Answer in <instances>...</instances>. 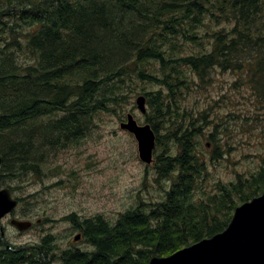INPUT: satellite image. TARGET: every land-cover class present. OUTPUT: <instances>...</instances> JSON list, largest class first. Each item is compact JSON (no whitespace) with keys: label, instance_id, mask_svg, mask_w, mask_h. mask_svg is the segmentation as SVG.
I'll use <instances>...</instances> for the list:
<instances>
[{"label":"trees","instance_id":"obj_1","mask_svg":"<svg viewBox=\"0 0 264 264\" xmlns=\"http://www.w3.org/2000/svg\"><path fill=\"white\" fill-rule=\"evenodd\" d=\"M128 14L138 21L130 32ZM100 23L125 31L130 42L122 49L103 41L107 56L100 57L88 36ZM228 72V87L248 97L238 114L224 104L226 92L214 106H186L215 73ZM140 84L158 86L143 93L160 197L139 200L112 223L100 214L68 215L89 250L59 249L47 235V250H0V264H44L54 256L57 264H148L222 231L238 204L263 191L264 159L253 171L232 169V179L212 170L221 159L229 163L231 146L218 138L227 129L219 130L222 118L264 122V0H0V93L7 91L0 144L17 132L26 138L28 120L36 123L33 133L64 129L60 139L70 144L86 133L83 122L102 114L120 119ZM17 152L0 147L1 177L41 173L45 151Z\"/></svg>","mask_w":264,"mask_h":264},{"label":"rangeland","instance_id":"obj_2","mask_svg":"<svg viewBox=\"0 0 264 264\" xmlns=\"http://www.w3.org/2000/svg\"><path fill=\"white\" fill-rule=\"evenodd\" d=\"M112 19L114 17H109L106 25L107 23L111 25ZM137 23L138 21L128 14L124 29L130 32ZM101 24L88 35L91 44L97 47V54L100 57L107 56V52H102L103 41L106 43L111 40L115 45L121 44L122 49L130 42V37L124 33L125 31L115 33L110 31V26L106 29L104 23V29H100ZM98 33H102V37L98 38L103 39L102 41L95 39ZM52 48L55 49L54 43ZM233 76L229 72L215 73L214 79L204 89L187 96L186 106L200 108L208 103L214 106L213 99H216L217 94L226 92L224 104L227 103L228 108L238 114V110L248 103V97L240 96L228 87ZM133 89L132 86L130 93L132 98L128 103H123L120 119L113 114H102L98 118L90 119L89 122H83L84 126L89 124L86 133L75 135L74 138L77 140L70 144L60 139L59 133L62 134L64 129L54 133L31 132L36 124L31 120L21 128L28 129L29 135H26V138L19 132L5 137L0 147L6 154L11 150H14V153L22 150L25 154L35 152L40 154L43 151L46 153L45 156L41 155L43 161L40 164V174L24 171L20 174L2 175L0 188H10L12 196L19 198L20 203L12 211L14 218L26 219L31 223L26 232L20 233L9 222L4 224L6 244L9 241L16 247L26 246V250H47L42 244V239L49 235L55 239L59 249L89 250L91 246L83 238L82 232L77 242L73 240L77 230L81 231V228L66 219L68 215L75 214L82 219L100 214L112 223L119 213L137 206L139 200L152 202L160 197L161 192L153 180L154 155L150 164L143 163L139 159L137 141L133 134L120 127L122 122L127 121L128 114L132 115L138 125L149 124L144 120L149 106L146 103L145 112H141L136 106L135 98L145 95L143 93L145 91H155L158 86L135 85V93ZM6 101L5 90L0 93V106L5 105ZM21 102L22 100L19 104ZM218 107L215 108V112ZM215 112L211 113L212 116ZM222 113L228 114L225 109ZM224 126L227 127L226 131L219 133L218 138L219 142H226L231 146L229 163L221 159L220 164L212 170L214 177L232 179L233 174L230 173L232 169L239 172L255 170L260 160L264 159V122L251 124L250 119L245 121L230 115L226 121L222 118L219 130L221 131ZM202 142H206L204 137ZM208 148H211V145H208ZM233 161L234 163H231ZM24 197L26 201L23 200ZM0 250L13 249H6L5 245L1 244ZM48 261L49 263L44 264L58 263L55 256L50 257Z\"/></svg>","mask_w":264,"mask_h":264},{"label":"water","instance_id":"obj_3","mask_svg":"<svg viewBox=\"0 0 264 264\" xmlns=\"http://www.w3.org/2000/svg\"><path fill=\"white\" fill-rule=\"evenodd\" d=\"M137 108L145 112V97L135 98ZM120 127L132 133L137 141L139 159L153 160L154 133L149 124L138 125L131 114ZM8 189L0 190V219L15 206ZM18 230H26L30 221L12 219ZM79 235L74 236L77 240ZM148 264H264V190L234 208L227 226L220 232L185 246L167 256H153Z\"/></svg>","mask_w":264,"mask_h":264},{"label":"flooded vegetation","instance_id":"obj_4","mask_svg":"<svg viewBox=\"0 0 264 264\" xmlns=\"http://www.w3.org/2000/svg\"><path fill=\"white\" fill-rule=\"evenodd\" d=\"M2 181V177L0 176V182ZM1 189V188H0ZM17 198V197H16ZM19 199V198H18ZM23 200H25L26 201V198L24 197V199ZM20 202H19V200H18V204H19ZM25 211H26V208H25ZM12 218H14V215H13V212L11 213V214H9V215H7L6 217H4L1 221H0V245L1 244H3V245H5V248L7 249V248H9V249H13V250H26V246H18V247H16V245H14V244H12L11 242H9L7 239V241H8V243L6 244V242L4 241V224H6L7 222H9V224H10V220L12 219ZM26 220V219H25ZM18 231V230H17ZM25 232H26V230H24ZM20 232H22V231H18V233H20ZM77 234H80V237H81V231L80 230H77ZM80 239V238H79ZM79 239H77V241L79 240ZM3 240V241H2ZM76 241V242H77Z\"/></svg>","mask_w":264,"mask_h":264},{"label":"bare ground","instance_id":"obj_5","mask_svg":"<svg viewBox=\"0 0 264 264\" xmlns=\"http://www.w3.org/2000/svg\"><path fill=\"white\" fill-rule=\"evenodd\" d=\"M0 171H1V162H0ZM0 176H1V173H0ZM1 189H8L9 192L11 191L10 188H8V187H3V188H1ZM1 189H0V190H1ZM12 199H15L16 202H18V199H17V198L12 197ZM16 206H17V203H16Z\"/></svg>","mask_w":264,"mask_h":264}]
</instances>
